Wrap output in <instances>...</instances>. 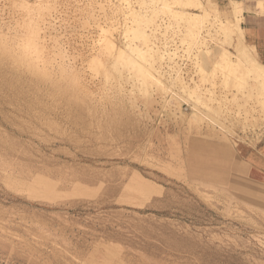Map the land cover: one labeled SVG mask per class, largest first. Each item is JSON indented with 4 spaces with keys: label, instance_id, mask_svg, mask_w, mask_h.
Segmentation results:
<instances>
[{
    "label": "rangeland",
    "instance_id": "374dc122",
    "mask_svg": "<svg viewBox=\"0 0 264 264\" xmlns=\"http://www.w3.org/2000/svg\"><path fill=\"white\" fill-rule=\"evenodd\" d=\"M127 1L152 20L153 43L165 52L168 39L178 53L156 60L165 91L143 90L102 44L100 28L127 44ZM166 1L175 13L192 8ZM233 1L211 0L219 19L202 1L207 47L189 53V27L173 12L152 15L160 5L150 0H0V49L15 51L0 50V264H264V189L250 187L262 176L242 160L243 150L262 157L264 83L244 77L237 89L213 62L202 74L197 64L216 42L234 52L220 21L263 63L241 24L246 13L264 14V0H235L237 19ZM34 41L41 57L24 48ZM175 64L207 107L175 83ZM226 145L236 157L217 159L212 152Z\"/></svg>",
    "mask_w": 264,
    "mask_h": 264
},
{
    "label": "bare ground",
    "instance_id": "6f19581e",
    "mask_svg": "<svg viewBox=\"0 0 264 264\" xmlns=\"http://www.w3.org/2000/svg\"><path fill=\"white\" fill-rule=\"evenodd\" d=\"M201 1V0H200ZM203 1V0H202ZM202 1L201 2H199V1H196V0H178V2H179V5L181 4H183V5H185V4H187V6L189 5H191V7L192 8H189L188 7V9H185L184 11V13H180V12H176L175 13V11H173V9H172V7L167 3V1L166 0H150V2L152 3L153 2V4H150V7L153 5L154 6V4H156V3H158L159 5H160V7H156V6H154V7H156L155 9H154V11H152L151 12V10H150V13H152V15L154 14H157V13H159V12H161V13H163L164 15L166 14V13H168V14H171V12H173V13H175V17H180L179 19L181 20V21H183L184 22V24L185 25H187V27H189L188 29H190L189 30V34H188V36H184V38H183V41L184 40H186V38L187 37H189L190 36V46H189V44L187 45V46H189L188 48L189 49H187V51L189 50V53H192L193 52V47H198V48H201V47H203L202 49H204L205 47H207V39H206V37H204L203 36V33H202V31L204 30V24L207 22V19L209 18V13H208V11L207 12H205V10H204V6H203V4H202ZM175 3H177L176 1H174ZM187 2V3H186ZM208 2H209V5H211L212 7V9H214L215 10V12L217 11V15H216V19H219L218 17H219V13H220V11L217 9V5H216V3H214L213 5H212V2H211V0L209 1L208 0ZM132 2L131 1H127V3H123L122 5L125 7V9H126V11L128 12V13H131L130 14V16H131V19H132V21L130 22V25H128V24H125L124 25V34L123 35H125L124 36V38H126L127 40H128V42H127V44L126 45H124V46H126V48H123L124 46H122V48H121V46L119 47V46H117L116 45V43L113 41V30H109V29H103V28H100V30L102 31V44L106 47V49L110 52V57H113L114 58V60H116L118 63H121V64H124V65H129V66H131L134 70H135V73H137V78L139 79V82H141L140 84H141V86H143V90H146V89H148V87L150 86V83H152V84H156V85H159V88L160 87H162L163 89L162 90H166V85L164 84V82L162 81V79H160V77H159V71L155 68V66H156V60H159V61H163L164 60V58H166V59H168L170 62L172 61L173 62V60H174V56L175 55H177L178 53H176V50H175V52H172V50L170 51L169 49H171V48H169L170 47V43L168 44V39L165 41V44H164V49H165V47H166V53L165 52H162V50H161V48H160V46L159 45H157L156 43H153V41H152V37H154L153 39H155V35L156 34H153V36H151L150 34H148V33H146V30H145V26H148V24H150V22H152V20L151 19H149L148 18V16H141V14L139 13V12H136V11H133L132 9H134V4H131ZM145 3H146V1H145ZM208 5V4H207ZM206 5V3H205V6H207ZM233 5H234V11L232 12V15L234 16V18L235 19H237V16L239 15V14H242L243 13V11H242V9H240V7L238 6V2H236L235 0L233 1ZM175 6V5H174ZM26 7V6H25ZM28 7V6H27ZM123 7V8H124ZM145 8L147 7V6H144ZM153 7V8H154ZM184 7V6H183ZM208 7V6H207ZM147 8H149V7H147ZM158 8V9H157ZM185 8V7H184ZM210 8V7H209ZM40 9V8H39ZM151 9V8H150ZM211 9V10H212ZM132 10V11H131ZM149 10V9H148ZM189 10V11H188ZM213 10V11H214ZM203 12H205V15L203 14ZM148 13V12H147ZM149 13V14H150ZM151 15V16H152ZM163 15V16H164ZM173 15V14H172ZM174 16V15H173ZM155 16H153V18H154ZM156 17H157V15H156ZM169 17V16H168ZM210 17H212V16H210ZM151 18V17H150ZM215 18V17H214ZM210 19V18H209ZM118 20V19H117ZM119 21V20H118ZM153 21H154V19H153ZM206 21V22H205ZM215 21H219V20H215ZM237 21V20H236ZM209 22V21H208ZM207 22V23H208ZM156 24V23H155ZM160 24V23H159ZM158 24V25H159ZM218 24V23H217ZM217 24H216V26H217ZM120 25V24H119ZM154 25V24H153ZM152 25V26H153ZM211 25V24H210ZM220 27H221V30H223L225 33H226V35L228 34V35H230L228 38L231 40V39H234V45L232 46L233 47V50H234V52H231V51H229L228 49H226L225 47H224V45H222V43L221 44H217V42H216V46L214 47V53H212V51H206V52H203V51H205V50H202V49H200L199 51H201V54H202V52L204 53L203 55H202V59H201V57H200V59L202 60V61H204L203 63H204V66H203V64H201V61L200 62H198L197 64L199 65V68H200V70H199V72H201V74L202 73H205V72H207V71H205L204 72V68H205V66H208L207 64H209L210 65V63L211 62H213L210 66H215V67H217V68H220L219 69V71H221L223 74L224 73H226V74H228V75H231V77H234L235 78V80H236V87H237V89H241L242 88V86H243V83H242V81L245 79V78H247V77H254V79H260V80H262L263 81V83H264V64H260V63H258V62H256V60L254 59V57L253 58H251V56L247 53V52H245V50H244V48H243V45H242V43H241V41L239 40L238 41V39L237 40H235V38L234 37H231V33L229 32V30H228V27L222 22L221 23V21H220ZM151 26V27H152ZM161 26V25H160ZM159 26V27H160ZM212 26V25H211ZM162 27V26H161ZM220 27H218V29L220 28ZM113 28V27H112ZM117 28V27H116ZM120 28V27H119ZM186 28V27H185ZM217 28V27H216ZM114 30H116L115 29V27L113 28ZM147 29H148V27H147ZM153 29H157L156 27L155 28H153ZM163 29H164V27H163ZM168 29V28H167ZM205 29H207L206 27H205ZM217 29V30H218ZM151 30V29H150ZM159 30V29H158ZM166 30V29H165ZM216 30V31H217ZM154 31H156V30H154ZM205 31V30H204ZM207 31H208V29H207ZM227 32H229V33H227ZM183 33V32H182ZM208 33H209V31H208ZM220 33V32H219ZM224 33V34H225ZM35 34V33H34ZM180 34V33H179ZM223 34V33H222ZM209 35V34H208ZM104 36V37H103ZM167 36V35H166ZM175 36V35H174ZM210 36V35H209ZM225 37V36H224ZM32 37H30V39H31ZM226 38V37H225ZM228 38L226 39V41L228 40ZM35 40V39H34ZM126 40V41H127ZM169 40H171V39H169ZM173 40V39H172ZM177 40V39H176ZM187 40H188V38H187ZM230 40H228V41H230ZM27 41V40H26ZM40 41V40H39ZM218 41V40H217ZM227 41V42H228ZM28 42V41H27ZM30 42V41H29ZM28 42V43H29ZM141 43V45L142 46H144V47H142V46H138L137 45V43ZM210 42V41H209ZM219 42V41H218ZM224 42V41H223ZM4 43H6V42H4ZM4 43H3V45H4ZM174 43V42H173ZM181 43V42H180ZM186 43H187V41H186ZM230 43V42H229ZM2 43H0V45H1ZM33 45H29L30 47H28L27 45L26 46H24V48L25 47H27L28 49H32V47H33V50L35 49V51L34 52H36L35 53V55L36 54H39V53H41V51H43L42 52V54L44 53V50L43 49H41L42 47H40V49H39V42H36V41H34L33 43H32ZM183 44H184V42H183ZM213 44V43H212ZM225 44V43H224ZM231 44V43H230ZM2 45V46H3ZM22 45H23V43H22ZM41 45V44H40ZM179 45V44H178ZM186 45V44H185ZM210 45V44H209ZM208 45V46H209ZM12 46H14V45H12ZM12 46H10V47H8L9 48V53L10 52H12L13 51V49H10V48H12ZM17 46V45H16ZM20 46V45H19ZM32 46V47H31ZM192 46V47H191ZM190 47H191V49H190ZM1 48V47H0ZM14 48V47H13ZM21 48V47H20ZM26 48V49H27ZM193 48V49H192ZM211 48V47H210ZM5 49H6V51L8 50L7 49V46L5 45L4 47H2V50H4V52H5ZM22 49V48H21ZM177 49V48H176ZM1 50V49H0ZM2 50H1V52H2ZM10 50H12V51H10ZM39 50H41L40 52H39ZM211 50V49H210ZM212 50H213V47H212ZM24 51V50H23ZM22 51V52H23ZM27 51V50H26ZM29 51V50H28ZM27 51V52H28ZM31 51V50H30ZM4 52L2 53L3 55H4ZM8 52V51H7ZM7 52H5V54L7 53ZM13 52H15V51H13ZM21 52V53H22ZM25 52V51H24ZM23 52V53H24ZM33 52V53H34ZM9 53H7V56H8V54ZM31 53V52H30ZM29 53V54H30ZM200 53V52H199ZM18 54H20V53H18ZM26 54V53H25ZM25 54H23V56L25 55ZM29 54H28V56H29ZM32 54V53H31ZM31 54H30V56H31ZM41 54V55H42ZM109 54V53H108ZM182 54H184V52L182 53ZM201 54L199 55L198 54V56H201ZM254 54H255V51H254ZM10 55H12V54H10ZM9 55V56H10ZM13 55H14V53H13ZM13 55H12V58H13ZM17 55V54H16ZM33 55V54H32ZM40 55V54H39ZM41 55L40 56H36V57H41ZM207 55H209V56H207ZM18 56V55H17ZM28 56H27V58H28ZM198 56H196L195 58H198ZM5 57V56H4ZM94 57H92V59H93ZM108 58V57H107ZM179 58H181V57H179ZM15 59L17 60L18 58H16L15 57ZM33 59V58H32ZM40 59V58H39ZM44 59V58H43ZM95 59V58H94ZM25 60V59H24ZM34 60V59H33ZM36 60V59H35ZM95 60H97V59H95ZM190 60H192L191 58H190ZM29 61V60H28ZM92 61V60H91ZM106 61H108V59L106 60ZM113 61V60H112ZM165 61V60H164ZM194 61V60H193ZM199 61V60H198ZM27 62V61H26ZM37 62V61H36ZM158 62V61H157ZM196 62V61H195ZM29 63H30V61H29ZM28 63V64H29ZM33 63V62H32ZM42 63V62H41ZM40 63V64H41ZM92 63H94L93 61H92ZM109 63V62H108ZM107 63V64H108ZM36 64H38V63H36ZM43 64V63H42ZM95 64V63H94ZM120 64V65H121ZM168 64V63H167ZM186 64V63H185ZM34 65H35V63H34ZM44 65V64H43ZM42 65V66H43ZM114 65V64H113ZM119 65V64H118ZM176 65V64H175ZM104 66H105V64H104ZM209 66V67H210ZM33 67V66H32ZM98 67V66H97ZM106 67V66H105ZM113 67V66H112ZM115 67H117V66H115ZM157 67V66H156ZM173 67V66H172ZM176 67H177V65H176ZM173 67V70L175 71L174 73H176V76L175 77H173V79L174 80H176V82L175 83H177V82H179L178 83V85L180 84V86H181V88H182V90H183V92L184 93H187V95L190 97V99L192 98L196 103H199L200 105H202V106H206V103L207 102H203L202 101V92L199 90L198 91V88H199V86H195V88H191L190 87V89H189V86L187 85V83L185 82V79L182 77V71H181V66H179V68L177 67ZM46 68V67H45ZM100 68V67H99ZM195 68V67H194ZM39 69V68H38ZM37 69V70H38ZM215 69V68H214ZM213 69V70H214ZM113 70V69H112ZM111 70V71H112ZM130 70V69H129ZM128 70V71H129ZM172 70V69H171ZM206 70V69H205ZM216 70V69H215ZM127 71V72H128ZM211 71V70H210ZM217 71V70H216ZM121 73H122V71H121ZM217 73V72H216ZM201 74H199V75H201ZM220 74V73H219ZM184 75V74H183ZM208 75H209V73H208ZM213 75H214V73H213ZM227 75H225V77H226ZM108 77V76H107ZM135 77V76H134ZM204 78H205V74H204V76H203ZM214 77V76H213ZM220 77V76H219ZM245 77V78H244ZM127 79H130V78H127ZM191 79V78H190ZM207 79V78H206ZM248 79V78H247ZM192 80V79H191ZM194 80V79H193ZM249 80V79H248ZM231 81H233V86H231V87H234V83H235V81L234 80H231ZM173 82V81H172ZM193 82V81H192ZM249 83H250V81H248ZM255 82V81H254ZM190 83V82H189ZM215 83V82H214ZM229 85H231V83L229 84ZM176 86V85H175ZM223 86V85H222ZM213 87H214V85H213ZM224 87V86H223ZM261 87V86H260ZM138 88V87H137ZM229 88V87H228ZM172 90V89H171ZM212 90H214V89H212ZM252 90V89H251ZM147 91V90H146ZM207 91H208V89H207ZM239 91V90H238ZM254 91V90H253ZM140 92H141V90H140ZM145 92V91H144ZM199 92H201V94H199ZM209 92V94H210V96H211V98H212V100H215V94L214 93H212V92H210V91H208ZM257 92V91H256ZM262 92H263V94H264V84H263V86H262ZM203 93H205V92H203ZM239 93V92H238ZM148 94V93H147ZM241 94V93H240ZM258 94V93H257ZM262 94V93H261ZM262 94V95H263ZM204 95V94H203ZM248 96V95H247ZM209 97V96H208ZM250 97L252 98L253 96L251 95V96H249V99H250ZM210 98V97H209ZM210 98V99H211ZM234 98H236V97H234ZM239 99V98H238ZM209 100V99H208ZM234 100V99H233ZM233 100L231 101V102H233ZM207 101V100H206ZM210 101V100H209ZM222 101V100H221ZM235 101V100H234ZM237 101V100H236ZM239 101V100H238ZM188 102V101H187ZM209 103V102H208ZM234 103H236V102H234ZM222 104V103H221ZM239 104V102L237 103V105ZM211 105V104H210ZM213 105H215V104H213ZM212 105V106H213ZM236 105V104H235ZM209 106V105H208ZM222 106H223V104H222ZM193 107V106H192ZM207 107V106H206ZM221 107V106H220ZM201 108V107H200ZM204 108V107H203ZM203 108H201L202 110H203ZM194 109V108H193ZM200 109V110H201ZM211 110H212V108H211ZM224 110V109H223ZM193 111H196L195 113H194V115H193V117L197 120V121H202L203 120V118H202V115H201V113L199 112V111H197V110H193ZM206 111V110H205ZM208 111V110H207ZM220 112V111H219ZM222 112V111H221ZM227 112V111H226ZM207 113V112H206ZM210 113V112H209ZM218 113V112H217ZM225 113V112H224ZM216 114V113H215ZM220 114H222V113H220ZM222 116V115H221ZM207 117V116H206ZM207 121V120H206ZM209 121V120H208ZM207 121V122H208ZM211 123V122H210ZM104 261H106V260H104ZM103 261V262H104ZM108 261V260H107ZM111 261V260H110ZM116 261V260H115ZM122 261V260H121ZM121 261H119V262H121ZM113 262V261H112ZM96 264H98V263H96ZM108 264V263H107ZM112 264V263H111ZM114 264H116V263H114Z\"/></svg>",
    "mask_w": 264,
    "mask_h": 264
},
{
    "label": "crops",
    "instance_id": "0c3cea01",
    "mask_svg": "<svg viewBox=\"0 0 264 264\" xmlns=\"http://www.w3.org/2000/svg\"><path fill=\"white\" fill-rule=\"evenodd\" d=\"M242 4V1L239 0ZM230 6V5H229ZM229 8V7H228ZM243 8V7H242ZM244 22H242L243 29L245 31V42L253 46L257 50L258 58L262 59L264 63V14L260 13H246L244 16ZM242 41L241 37L238 38V41ZM243 43V42H242ZM262 63V64H263ZM225 147H228L226 152L221 151ZM245 150H243V168L246 172L249 171L252 172V170H257L259 175L262 176L260 179L258 185L253 183L250 184V187H257L260 189H264V150L261 153L260 158H257V160L249 153H244ZM237 150L233 149L232 147H229L228 145L224 147H218L215 152H212L215 155L217 159H220L222 161H226L231 159V157H236L235 153L237 154ZM201 172V175L204 177H210L211 174L207 171L208 169L202 168L199 169Z\"/></svg>",
    "mask_w": 264,
    "mask_h": 264
}]
</instances>
